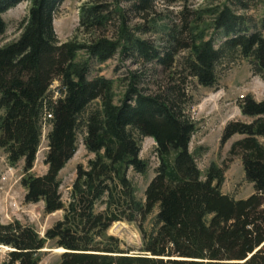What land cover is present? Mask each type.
Listing matches in <instances>:
<instances>
[{"label":"trees","instance_id":"16d2710c","mask_svg":"<svg viewBox=\"0 0 264 264\" xmlns=\"http://www.w3.org/2000/svg\"><path fill=\"white\" fill-rule=\"evenodd\" d=\"M21 1L0 0V37L3 13ZM27 1L17 36L0 44V149L10 164L23 160L24 201L63 215L43 235L0 221L7 248L0 264H39L50 248L62 251L49 264H264V97H242L246 119L222 131L221 143L241 136L229 153L239 155L253 186L235 199L220 189L225 168L212 163L202 174L189 150L196 122L187 87V79L215 86L220 63L236 56L264 79V14L256 21L232 7L246 10L249 0L194 7L183 0L177 12L169 6L178 0H84L73 34L60 41L53 19L62 0ZM115 55L139 69L118 79L90 76ZM44 123L46 171L34 175ZM79 135L93 157L77 165L64 203L59 172ZM144 137L155 142L157 166L137 199L128 171L148 168L139 155ZM123 220L136 222L141 235L133 252L108 234Z\"/></svg>","mask_w":264,"mask_h":264},{"label":"rangeland","instance_id":"374dc122","mask_svg":"<svg viewBox=\"0 0 264 264\" xmlns=\"http://www.w3.org/2000/svg\"><path fill=\"white\" fill-rule=\"evenodd\" d=\"M84 0H62L53 19V27L57 38L64 41L71 37L78 24L79 6ZM205 0H186L190 6L203 4ZM212 4H220L225 0H209ZM183 0L172 3L169 8L177 12L180 10ZM249 8L242 10L232 6L236 12L245 13L258 21L264 14V1L249 0ZM164 6L160 7V10ZM28 1L23 0L3 13L6 22V30L0 37V44L14 39L18 34L19 21L26 15ZM264 35V29L262 30ZM150 37L157 39L156 35ZM222 37L216 38L218 45ZM139 69L129 60L121 61L118 55L101 64H94L90 76L102 75L107 78L118 79L127 74L128 70ZM217 83L212 87L195 85L192 79H187L189 107L188 111L196 122V128L191 136L189 150L194 154L197 165L205 173L210 164L215 163L224 167V179L221 184V192L235 199H243L253 192V186L245 179L242 162L239 155L229 153L231 144L241 136L236 134L226 142L221 143V135L225 124L230 120H245L238 106L239 101L246 95L260 100L264 97V79L252 71L249 60L241 57L223 60L217 73ZM57 82L51 85L54 90ZM152 87V85L150 86ZM116 85V92L121 91ZM49 125L42 126L40 143L35 155V160L29 173L41 175L46 171L43 162L47 151L46 134ZM155 142L150 137H144L141 141L140 157L148 162L145 173L128 171V176L135 186L137 199H143L144 189L154 175L157 166V158L154 152ZM93 154L86 150L81 135L78 136L77 148L73 156L66 162L59 172L60 192L64 203L67 202L71 184L75 178L78 164L86 165ZM23 160L10 164L6 154L0 149V221L3 223L18 220L24 225L34 227L40 235L50 228L63 215L62 210L46 213L41 201L30 203L24 201L25 189L20 180L24 175ZM99 206L98 208H102ZM155 213L147 217L143 227L148 229ZM108 234L120 240L123 249L135 251L141 245V235L136 222L116 221L111 224ZM6 247L0 246V262L5 257ZM39 264H49L54 261L55 255L60 251L54 248L47 249Z\"/></svg>","mask_w":264,"mask_h":264},{"label":"built area","instance_id":"2783aa9c","mask_svg":"<svg viewBox=\"0 0 264 264\" xmlns=\"http://www.w3.org/2000/svg\"><path fill=\"white\" fill-rule=\"evenodd\" d=\"M46 118H49V117H51V115L50 114H46V116H45ZM45 119V118H44Z\"/></svg>","mask_w":264,"mask_h":264},{"label":"bare ground","instance_id":"6f19581e","mask_svg":"<svg viewBox=\"0 0 264 264\" xmlns=\"http://www.w3.org/2000/svg\"><path fill=\"white\" fill-rule=\"evenodd\" d=\"M54 250H56V251H60V250H62L61 248H55Z\"/></svg>","mask_w":264,"mask_h":264}]
</instances>
